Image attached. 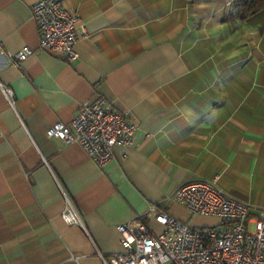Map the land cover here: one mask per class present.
I'll return each mask as SVG.
<instances>
[{"label": "crops", "instance_id": "1", "mask_svg": "<svg viewBox=\"0 0 264 264\" xmlns=\"http://www.w3.org/2000/svg\"><path fill=\"white\" fill-rule=\"evenodd\" d=\"M35 1L0 0V264H103L123 250L117 224L160 229L150 203L216 224L175 200L185 181L264 209V9L241 19L232 0H62L79 15L67 61L39 48ZM24 45L33 52L15 65L8 53ZM95 96L138 125L103 167L45 133ZM61 190L82 225L62 219Z\"/></svg>", "mask_w": 264, "mask_h": 264}, {"label": "built area", "instance_id": "2", "mask_svg": "<svg viewBox=\"0 0 264 264\" xmlns=\"http://www.w3.org/2000/svg\"><path fill=\"white\" fill-rule=\"evenodd\" d=\"M31 14L37 25L39 48L59 53L67 61L75 60L77 11L66 7L62 0H36ZM32 52L31 47L24 45L8 56L12 63L19 65ZM2 89L12 103L11 89L6 86ZM137 128L128 111L111 106L102 96H95L79 103L70 121L58 120L45 133L66 144H79L103 167L112 158L115 145L132 143ZM173 194L189 213L215 216L219 221L209 226H194L150 203L147 214L160 229L155 230L137 218L117 224L123 250L100 254L102 263L264 264V209L258 215L251 214L249 205L209 180L182 182ZM62 196V219L67 224L82 225L70 198L64 191Z\"/></svg>", "mask_w": 264, "mask_h": 264}, {"label": "trees", "instance_id": "3", "mask_svg": "<svg viewBox=\"0 0 264 264\" xmlns=\"http://www.w3.org/2000/svg\"><path fill=\"white\" fill-rule=\"evenodd\" d=\"M230 6L235 15L245 19L264 9V0H232Z\"/></svg>", "mask_w": 264, "mask_h": 264}, {"label": "rangeland", "instance_id": "4", "mask_svg": "<svg viewBox=\"0 0 264 264\" xmlns=\"http://www.w3.org/2000/svg\"><path fill=\"white\" fill-rule=\"evenodd\" d=\"M208 221L207 218H203V217H192L188 222L191 224V225H194V226H198L199 224H203L204 222ZM154 228H157L155 226H153Z\"/></svg>", "mask_w": 264, "mask_h": 264}]
</instances>
